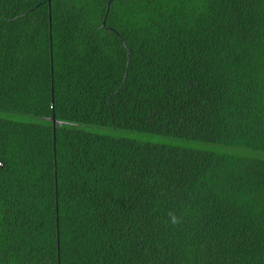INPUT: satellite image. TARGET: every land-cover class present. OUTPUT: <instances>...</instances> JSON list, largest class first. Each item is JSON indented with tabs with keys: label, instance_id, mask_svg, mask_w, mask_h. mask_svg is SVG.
<instances>
[{
	"label": "trees",
	"instance_id": "1",
	"mask_svg": "<svg viewBox=\"0 0 264 264\" xmlns=\"http://www.w3.org/2000/svg\"><path fill=\"white\" fill-rule=\"evenodd\" d=\"M0 112V264H264V0H0Z\"/></svg>",
	"mask_w": 264,
	"mask_h": 264
},
{
	"label": "rangeland",
	"instance_id": "2",
	"mask_svg": "<svg viewBox=\"0 0 264 264\" xmlns=\"http://www.w3.org/2000/svg\"><path fill=\"white\" fill-rule=\"evenodd\" d=\"M1 116H7L14 119H22L19 118V115L12 116L11 113L8 112H0ZM90 130V129H89ZM92 131H96L103 134H109L115 137H130V138H136L141 141H150V142H157V143H164V144H172V145H179V146H186L190 148H199L203 150H211V151H224L227 147L213 144V143H205V142H193L185 139L180 138H173V137H167L162 136L159 134H149V133H143V132H135V131H128V130H121V129H112L108 127H96L94 129H91Z\"/></svg>",
	"mask_w": 264,
	"mask_h": 264
},
{
	"label": "water",
	"instance_id": "3",
	"mask_svg": "<svg viewBox=\"0 0 264 264\" xmlns=\"http://www.w3.org/2000/svg\"><path fill=\"white\" fill-rule=\"evenodd\" d=\"M54 128H55V121L53 120ZM2 167V163L0 162V168Z\"/></svg>",
	"mask_w": 264,
	"mask_h": 264
}]
</instances>
